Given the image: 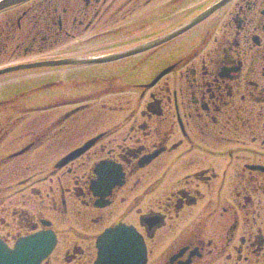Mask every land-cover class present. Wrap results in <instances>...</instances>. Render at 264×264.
I'll use <instances>...</instances> for the list:
<instances>
[{"label": "flooded vegetation", "instance_id": "af4514ba", "mask_svg": "<svg viewBox=\"0 0 264 264\" xmlns=\"http://www.w3.org/2000/svg\"><path fill=\"white\" fill-rule=\"evenodd\" d=\"M27 4L31 9L14 11L18 20L32 15L40 52L68 39L78 48L93 45L81 44L75 32L109 25V40L83 55L121 56L62 67L61 76L83 70L76 75L100 88L70 96L66 81L59 90L64 115L47 135L55 141L29 144L27 154H40L43 162L32 165L36 173L24 183L42 195L36 185L49 179L40 201L58 217L50 221L59 243L44 264H93L98 236L117 225L142 235L146 264H264V0ZM202 15L168 41L129 53ZM45 60L51 59L39 55L32 62ZM92 140L63 168L48 167L49 154L66 156ZM25 169L16 166L13 178L28 175ZM3 197L0 238L3 226L13 225L2 217L16 209Z\"/></svg>", "mask_w": 264, "mask_h": 264}, {"label": "rangeland", "instance_id": "374dc122", "mask_svg": "<svg viewBox=\"0 0 264 264\" xmlns=\"http://www.w3.org/2000/svg\"><path fill=\"white\" fill-rule=\"evenodd\" d=\"M31 1L32 0L24 2L19 6L13 7V5H8L2 9L0 8V33H3L0 36V68H5L8 65L15 66L18 64L30 63L32 60L37 59L39 55L48 57V59H54L57 62L62 59L67 60V58L71 56H77L81 53L83 54L95 50V47L109 40V25H105L108 26L107 33L104 32L105 26L93 29L90 32L82 27L81 30L85 33L75 32V34L79 36L78 40L83 42L81 44L89 43L93 40V45L85 44L83 45L86 46L85 48H78L77 45L79 44H77L75 40L68 39L67 41H59L57 45L53 42L52 45L51 42L48 44L46 43L47 48L40 52L39 41L35 43L32 42V15L26 12L28 15L19 20L18 18L20 16H16L19 13V9H31L29 4H27ZM14 8L19 9L14 11ZM18 22H21V25H18ZM86 22L87 20L85 23ZM5 35L9 40L5 39ZM98 35L102 37L95 38ZM78 49H81V51ZM60 71L36 70L0 78V196L5 195L3 197L5 199L11 197L13 188H11L10 194H6L4 185L6 183L8 186L14 185L13 174L15 175L17 173V171L14 172L16 166H21V169L24 166L28 167L25 171H27L28 175H31L30 172L33 170L32 165L43 162L40 154H34L32 156L31 152L30 154L25 153L24 155H17L18 152L22 151L19 149L31 144L32 140H40V142L46 146L51 145V143L55 141L50 140L47 135L52 134L50 132L51 123L54 122L56 124L64 115L65 109H61L59 104L66 99L62 100L59 90L62 89V87H67L66 81L70 83L68 89H72V91H70V96H74V91H78L80 88H85L90 94L98 91L100 88L98 83H89L77 76L80 75L77 72H83V70L69 72L70 69H68L64 76L58 74ZM67 74H69L70 77L66 78ZM72 78L74 79L71 80ZM55 98H57L56 101H54ZM100 116H104L102 111H100ZM106 117H108V115H106ZM101 119L102 118L96 119L95 122ZM56 137H59V135ZM67 138L68 136H65V138H57L56 140ZM37 150L39 149H36V151ZM58 153L49 154L52 155V158L48 167H51L52 164H55V162L63 156ZM10 156L13 158H9ZM46 190L47 188L44 189V191ZM58 194H60V192H58L57 195ZM21 198L28 202L30 200L28 196ZM7 202H10V200H7L6 204ZM78 205L76 209L81 208L80 204ZM119 209V211H123L122 206H120ZM51 211L52 213L54 212V210ZM21 212H23V210L18 211L13 218L15 221H19L20 218L22 220L21 222L25 223ZM39 212L41 211H37L33 213V215ZM52 213L49 212L51 218H58ZM10 218L12 217L10 216ZM8 222H12V220L8 219ZM12 226L13 225H11L7 231L12 232ZM21 233L25 232L21 231ZM158 253H160V248L154 250V255Z\"/></svg>", "mask_w": 264, "mask_h": 264}, {"label": "water", "instance_id": "95a60500", "mask_svg": "<svg viewBox=\"0 0 264 264\" xmlns=\"http://www.w3.org/2000/svg\"><path fill=\"white\" fill-rule=\"evenodd\" d=\"M21 1L24 0H4L0 3V8L2 9ZM29 68H32V66L4 69L0 70V75ZM52 240L53 238L49 235H38L37 237L20 241L15 250L8 249L0 242V264H38L52 248ZM115 242L118 243V247L112 248ZM142 247L140 238L131 231L118 230L109 232L103 237L99 246L101 249L99 264H111L112 262L114 264H143L145 252ZM113 252L117 253L116 257H114Z\"/></svg>", "mask_w": 264, "mask_h": 264}]
</instances>
